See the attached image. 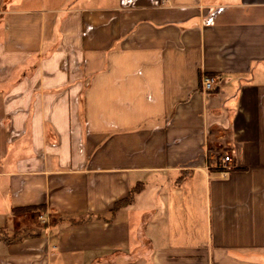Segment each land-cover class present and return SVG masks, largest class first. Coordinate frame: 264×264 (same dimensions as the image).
Listing matches in <instances>:
<instances>
[{"label": "crops", "instance_id": "0c3cea01", "mask_svg": "<svg viewBox=\"0 0 264 264\" xmlns=\"http://www.w3.org/2000/svg\"><path fill=\"white\" fill-rule=\"evenodd\" d=\"M0 264H264V0H0Z\"/></svg>", "mask_w": 264, "mask_h": 264}, {"label": "trees", "instance_id": "16d2710c", "mask_svg": "<svg viewBox=\"0 0 264 264\" xmlns=\"http://www.w3.org/2000/svg\"><path fill=\"white\" fill-rule=\"evenodd\" d=\"M182 179H180V181H182ZM144 189V184L139 183L137 185H135L134 187H132V189L129 192L128 197H126L125 199L118 201L113 209V212H117L122 208H125L127 206L132 205L135 202L136 196L138 193H140L142 190ZM44 208L40 207V206H29V207H22V208H15L13 209V214L16 216L19 215H25V214H31L34 212H39V211H43ZM6 239H4L5 241Z\"/></svg>", "mask_w": 264, "mask_h": 264}, {"label": "built area", "instance_id": "2783aa9c", "mask_svg": "<svg viewBox=\"0 0 264 264\" xmlns=\"http://www.w3.org/2000/svg\"><path fill=\"white\" fill-rule=\"evenodd\" d=\"M202 89L205 92H211L216 89L218 82L215 77H203L202 78ZM232 159L230 155H225L223 158L224 165L231 163Z\"/></svg>", "mask_w": 264, "mask_h": 264}, {"label": "rangeland", "instance_id": "374dc122", "mask_svg": "<svg viewBox=\"0 0 264 264\" xmlns=\"http://www.w3.org/2000/svg\"><path fill=\"white\" fill-rule=\"evenodd\" d=\"M43 219V218H42Z\"/></svg>", "mask_w": 264, "mask_h": 264}]
</instances>
